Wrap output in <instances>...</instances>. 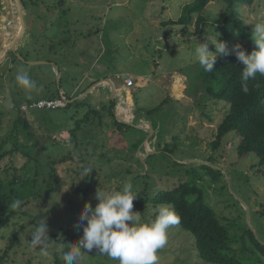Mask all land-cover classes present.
I'll return each instance as SVG.
<instances>
[{
    "label": "rangeland",
    "instance_id": "1",
    "mask_svg": "<svg viewBox=\"0 0 264 264\" xmlns=\"http://www.w3.org/2000/svg\"><path fill=\"white\" fill-rule=\"evenodd\" d=\"M193 1L21 0L26 33L15 43L23 61L10 50L19 37L16 0H0V49L5 45L2 34L7 31L10 44L0 59V186L10 198L8 207L14 200L21 201L18 209L8 208V223L0 224V255L14 241L3 264H65L62 253L83 235L74 225L85 203L95 207L97 191L120 190L126 182L133 185L138 197L133 210L140 212L143 222L155 219L152 199L157 193L184 182L197 186L228 228L232 253L243 264H264L249 238L251 232L264 245V170L256 173L254 157L238 158L239 138L233 133L213 150L211 143L228 105L204 94L196 56L198 43H208L209 50L216 52L208 37L224 41L229 52L236 44L246 54L257 46L242 41L233 26L223 30L218 20L227 7L222 0H213L201 14L192 13L179 25L185 6ZM235 11L252 30L256 24H264V0L237 4ZM199 17L203 22L197 29ZM94 58L99 68L104 67L103 72L91 67ZM55 66L67 69L61 83L56 76L53 79ZM18 72H27L37 87L29 90L18 85ZM129 74L134 87L114 100L113 113L123 125L146 129L147 122L151 123L150 149L156 153L148 157L134 150L136 141L147 137L146 131L137 129L142 134L125 126L119 130L109 115L110 97L100 100L101 106L89 105L87 99L94 98L88 96L82 108L72 100L64 109H26L28 104L50 98L59 87L69 100L76 86L78 94L92 81ZM88 113L87 123L70 134ZM202 162L220 168L229 181L222 172L213 181L202 170ZM85 167L93 169L80 179ZM49 192L53 194L47 199ZM44 222L52 240L46 257L28 243L35 227ZM157 256V264H209L199 258L192 235L178 225L168 230L167 244ZM78 264L117 262L93 251L84 253Z\"/></svg>",
    "mask_w": 264,
    "mask_h": 264
},
{
    "label": "trees",
    "instance_id": "2",
    "mask_svg": "<svg viewBox=\"0 0 264 264\" xmlns=\"http://www.w3.org/2000/svg\"><path fill=\"white\" fill-rule=\"evenodd\" d=\"M212 1L213 0H194L193 3L186 5L183 10L185 14L179 19L178 24L186 23L192 13L201 14ZM222 1L227 7L226 13L221 15L218 20L219 24L223 25V30L227 32L229 26H233L242 41L246 43L254 42L251 39L253 30L240 19L235 11V6L237 4L249 5L254 0ZM202 22L203 19L199 17L197 29H199ZM169 23L172 24L173 22L169 21ZM200 68L204 94L214 102H221L228 105L225 117L218 125L214 140L211 143L213 150L219 148L222 139L226 135L233 133L239 138L236 150L238 158L254 157L257 161L256 168L258 171L256 173H260L261 170H264V76L257 74L255 79H250L247 82L248 91L245 93L242 90V81L240 78L242 66L235 56H217L214 69L211 73L205 72L201 66ZM57 97H59V95L56 92L51 98ZM76 102H78L77 105L82 106L81 102ZM71 105L70 103L67 107ZM113 106H115V102L110 101L108 110L110 108L109 115L113 118L115 126L119 130L124 126L126 129L133 128L128 125H123L116 120L113 113ZM154 112L155 109L147 113L148 115H152ZM89 113L91 114V110ZM89 113L86 114L85 120L80 123L78 121L76 122V127L70 134L74 135L79 131V124H83L84 122L87 123ZM133 130L144 134L141 130H137L136 128H133ZM144 139L145 138L142 137L136 141L134 145L135 151H137ZM11 153H14V151ZM25 157L27 158V156ZM0 158L2 157L0 156ZM201 168L213 181H217L222 177L221 170L213 169L207 165H201ZM3 192V186H0L1 225L7 224L8 220L11 218V216L8 217L7 214L10 198ZM51 194L53 193L49 192L46 196L47 199L51 197ZM152 203L154 205L168 204L174 208L180 216V224L178 226L192 235L195 241L197 254L201 260L209 264H243V262L232 253L229 247L230 236L228 228L220 223L214 211L206 204L204 194L200 188L184 182L171 191H161L157 193L152 199ZM19 211L17 210L13 214L17 215ZM37 218L43 217L38 215ZM249 238L256 252L264 259V245L259 243L251 232H249ZM13 243L14 241H10V245L7 246L6 251L0 255V264L4 263Z\"/></svg>",
    "mask_w": 264,
    "mask_h": 264
},
{
    "label": "clouds",
    "instance_id": "3",
    "mask_svg": "<svg viewBox=\"0 0 264 264\" xmlns=\"http://www.w3.org/2000/svg\"><path fill=\"white\" fill-rule=\"evenodd\" d=\"M251 39L257 46L250 54L241 44H236L229 52L224 41L208 40L215 46L216 52L209 50L208 43H198L196 56L205 72L211 73L217 60V53L221 55L234 54L242 66L240 78L242 90L248 91L247 82L255 79L257 74L264 76V24H256ZM18 85L25 89H35L36 82L27 72H18ZM93 168L85 167L80 179L89 175ZM79 179V180H80ZM138 197L134 194L133 185L124 183L120 190L98 192L95 207L86 202L74 225L82 229L83 235L78 242L72 243L71 248L62 253L65 264H78L83 260L84 253H100L106 255L117 264H157V252L167 244L168 230L180 224V216L171 205L158 204L154 208L155 219L143 222L140 212L133 210V201ZM21 201L14 200L11 209H18ZM46 222L35 227L30 234L28 243L43 256H48V236ZM62 240V237L61 239ZM60 248L64 245L60 244Z\"/></svg>",
    "mask_w": 264,
    "mask_h": 264
},
{
    "label": "crops",
    "instance_id": "4",
    "mask_svg": "<svg viewBox=\"0 0 264 264\" xmlns=\"http://www.w3.org/2000/svg\"><path fill=\"white\" fill-rule=\"evenodd\" d=\"M26 25V24H25ZM33 30H31V32H30V36H31V38L33 37ZM80 59H81V62L82 63H84V59H83V56L81 55L80 56ZM97 60L98 59H96V58H94V61H93V63L91 64L92 66L91 67H98L97 68V70H98V73H101V72H103L104 71V67H102V68H99V65L97 64L96 65V63H97ZM45 63V62H44ZM96 65V66H95ZM58 69V71L60 72V79L58 80V83H61V81H62V78H63V73L62 72H67V69L65 68V67H62L61 69H60V67L59 66H55L54 68H53V70H52V75H53V79H54V77L56 76V78H57V74H59V72L57 73H55V69ZM63 69V70H62ZM86 75H88V74H86ZM128 76V78H131L132 79V75H127ZM88 77H91V75H89ZM122 76H119V75H116V76H107V77H104V78H101V79H99V80H95V81H92V79H91V81H92V83L85 89V90H83V91H80L78 94H75V92L78 90L77 88H78V86H76V88L74 89V94H72L71 96V98H69L70 100H73V101H79V102H83L84 103V99H85V97H87L88 98V96H90V97H92V99L94 98V100H92V101H90V98H88L87 100H88V104L89 105H93V104H98L99 102H100V100H101V102L102 101H104V100H106L107 98L109 99V97L112 99L111 101H114L115 99L117 100V97H119V95H123V94H126V91H128L129 89H131V88H127L126 86H125V83H124V81L123 82H121L120 80V78H121ZM173 77V76H172ZM182 77V76H181ZM115 79H117L116 81H115ZM119 79V80H118ZM110 82H109V81ZM133 80V79H132ZM103 82H104V84H103ZM119 83V85L117 84V83ZM102 84V85H101ZM100 85V86H99ZM99 86V89L97 90V92H96V96L97 97H94L95 95H93L94 93V91L96 90V88ZM90 89H92V90H90ZM106 92L108 93V96L106 95ZM57 93H58V95H59V97L61 96V95H64V92L62 91V89H61V87H59V90L57 91ZM120 93V94H119ZM102 94H105L103 97H101L102 96ZM53 95L54 94H52L51 96H50V98H45V99H52L51 97H53ZM184 95V94H183ZM65 96V95H64ZM100 98H102V99H100ZM173 98L174 99H176V100H178V98H176V97H174L173 96ZM45 99H40V100H45ZM83 99V100H82ZM81 100V101H80ZM126 100V102H127V99H125ZM98 105H100V104H98ZM85 105H83V106H81V107H77V108H82V107H84ZM101 106V105H100ZM99 106V107H100ZM123 106L124 107H128V109H129V113H130V115H132V112H131V108H130V106L128 105V103H125V104H123ZM87 107V106H86ZM116 120H117V117H116ZM72 123V120L70 121V124ZM121 123V122H120ZM69 124V125H70ZM135 128V127H134ZM151 141V140H150ZM149 141V143H148V146L146 147V145H144L143 143L139 146V148L137 149V151L139 152V153H143L144 155H150L149 154V151H151V149H150V146H151V142ZM146 148V151H147V154L145 153V150L143 149V148Z\"/></svg>",
    "mask_w": 264,
    "mask_h": 264
},
{
    "label": "water",
    "instance_id": "5",
    "mask_svg": "<svg viewBox=\"0 0 264 264\" xmlns=\"http://www.w3.org/2000/svg\"><path fill=\"white\" fill-rule=\"evenodd\" d=\"M16 5H17V8H18L17 13H18V16H19V21H20V23H21L22 29H21V31H20V33H19V37H17V38L13 41V43H12V45H11V47H10V50H11V52H13V53H15L16 55H18V57H19L21 60L24 61V59H23L19 54L16 53L17 46H16V43H15V42H17V41L20 39V37L23 36V35H25V33H26L25 18H24L25 6L22 4L21 0H16ZM43 63H44V62H33V63L31 62V63H29V64H30V65H37V64H43ZM127 78H128L127 75H123L120 79L124 81V80H126ZM59 79H60V76L57 75V80H59ZM108 81H109V80H108ZM109 82H110V81H109ZM90 90H92V89H90ZM69 103H72V100H69ZM124 123H127V122H124ZM147 124H148V128H146V129H144L143 127H137V126H135V125L133 126V127H135L136 129H142V130H145V131H146V133H147V137H146V138L144 139V141H143V144L146 145V147H147V145H148L149 139L151 138V136L153 135V132H154L151 123L147 122ZM154 153H156V152L149 151V154H154ZM143 157H148V155H144ZM195 161H196V160H192V161L190 160L189 162H195ZM202 163H203L204 165H207V166L212 167L213 169L221 170L220 168H218V167H216V166H213V165L209 164L208 162H202ZM221 171H222V170H221ZM222 173L225 175L227 181H229L228 177L226 176V173H225L224 171H222ZM242 204L244 205V207H246L245 209H246V211L249 213V209L247 208V206H246L244 203H242Z\"/></svg>",
    "mask_w": 264,
    "mask_h": 264
},
{
    "label": "built area",
    "instance_id": "6",
    "mask_svg": "<svg viewBox=\"0 0 264 264\" xmlns=\"http://www.w3.org/2000/svg\"><path fill=\"white\" fill-rule=\"evenodd\" d=\"M124 83L127 88L134 87V81L131 78H127ZM68 104L69 100L64 95H61L60 97L53 99L38 100L37 102L28 104L26 106V109L28 111L34 108L46 110L64 109L67 107Z\"/></svg>",
    "mask_w": 264,
    "mask_h": 264
},
{
    "label": "bare ground",
    "instance_id": "7",
    "mask_svg": "<svg viewBox=\"0 0 264 264\" xmlns=\"http://www.w3.org/2000/svg\"><path fill=\"white\" fill-rule=\"evenodd\" d=\"M18 10V9H17ZM18 23H19V25H20V27L17 29V31H18V34H19V32L21 31V29H22V26H21V23H20V21H19V19H18ZM14 34V33H13ZM4 37L2 38L3 39V41L5 42V45H4V47L3 48H1L0 49V59L2 58V57H4V55H5V52L7 51V49H8V46H10V44L9 43H7V39H8V36H9V32L7 31V32H5L4 34H2ZM11 35V34H10ZM15 39V38H14ZM13 42V41H12ZM11 43V42H10ZM9 44V45H8ZM11 47V46H10Z\"/></svg>",
    "mask_w": 264,
    "mask_h": 264
}]
</instances>
